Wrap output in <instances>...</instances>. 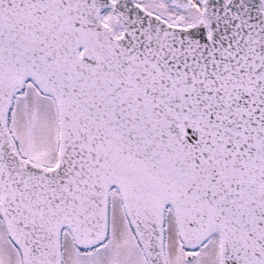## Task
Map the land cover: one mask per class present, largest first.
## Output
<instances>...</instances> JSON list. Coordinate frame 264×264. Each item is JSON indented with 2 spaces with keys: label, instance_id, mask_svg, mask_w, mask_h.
Wrapping results in <instances>:
<instances>
[{
  "label": "snow or ice",
  "instance_id": "6c2138e0",
  "mask_svg": "<svg viewBox=\"0 0 264 264\" xmlns=\"http://www.w3.org/2000/svg\"><path fill=\"white\" fill-rule=\"evenodd\" d=\"M0 264H264V0H0Z\"/></svg>",
  "mask_w": 264,
  "mask_h": 264
}]
</instances>
